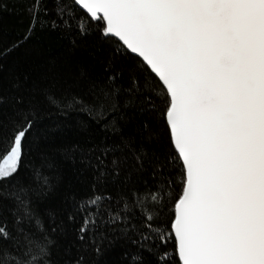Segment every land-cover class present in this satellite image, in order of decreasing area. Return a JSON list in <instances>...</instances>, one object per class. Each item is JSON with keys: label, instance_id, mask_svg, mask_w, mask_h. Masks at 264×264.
<instances>
[{"label": "snow or ice", "instance_id": "snow-or-ice-1", "mask_svg": "<svg viewBox=\"0 0 264 264\" xmlns=\"http://www.w3.org/2000/svg\"><path fill=\"white\" fill-rule=\"evenodd\" d=\"M23 12L0 46V264H264V0ZM37 32L89 58L21 73L10 61ZM69 118L86 138L55 143ZM58 157L90 179L65 187ZM70 232L79 254L60 257ZM105 241H123L118 260Z\"/></svg>", "mask_w": 264, "mask_h": 264}, {"label": "trees", "instance_id": "trees-1", "mask_svg": "<svg viewBox=\"0 0 264 264\" xmlns=\"http://www.w3.org/2000/svg\"><path fill=\"white\" fill-rule=\"evenodd\" d=\"M25 0H0V46L14 41L21 36L27 28L28 17L23 12V4ZM7 3V10L4 9V4ZM13 5H16L13 8ZM84 42L82 41L81 44ZM70 41L61 37L56 33L37 32L32 40L25 45L24 48L18 50L10 62L17 65V70L21 73L28 72L33 76H40L49 71L62 69V61L68 60L72 64L71 70L78 71V66L83 64L88 58V51L83 47L69 52ZM57 62V68L53 69L52 62ZM55 119V116H53ZM63 130L57 129L54 133L55 143L70 144L76 140H83L86 134L82 132L76 125L75 118H69L63 122ZM54 126V125H53ZM61 164L62 175L64 177V185H71L72 190H78L81 187V179H90L88 172L84 176H80V170L84 165L79 162L74 164L71 159L65 160L63 157H58ZM75 233L70 232L67 238L60 240L61 249L58 255L63 257V249L66 246L72 245L71 255H78L79 245L74 243ZM123 241H118L112 248H108V241L104 242V247L107 248V255L112 260H118L122 254L121 245ZM88 264H95V259L91 250L85 254Z\"/></svg>", "mask_w": 264, "mask_h": 264}]
</instances>
